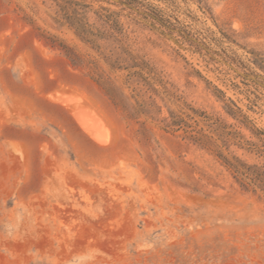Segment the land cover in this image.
Masks as SVG:
<instances>
[{
  "label": "rangeland",
  "instance_id": "rangeland-1",
  "mask_svg": "<svg viewBox=\"0 0 264 264\" xmlns=\"http://www.w3.org/2000/svg\"><path fill=\"white\" fill-rule=\"evenodd\" d=\"M0 264H264V0H0Z\"/></svg>",
  "mask_w": 264,
  "mask_h": 264
},
{
  "label": "bare ground",
  "instance_id": "bare-ground-1",
  "mask_svg": "<svg viewBox=\"0 0 264 264\" xmlns=\"http://www.w3.org/2000/svg\"><path fill=\"white\" fill-rule=\"evenodd\" d=\"M63 100V99H62ZM65 101L72 100L71 98L64 99ZM62 103V102H61ZM64 103V102H63ZM88 110V109H87ZM85 108H79L77 109L76 117L78 120V123L81 125V127L96 141L103 142L105 140L104 132L102 133L101 128L99 125L100 120L97 121L96 116H94L88 112ZM92 110V109H91ZM96 114V113H95ZM94 114V115H95ZM99 116V115H98ZM102 119V118H101ZM99 123V124H98ZM103 127V126H102ZM103 130V129H102Z\"/></svg>",
  "mask_w": 264,
  "mask_h": 264
}]
</instances>
